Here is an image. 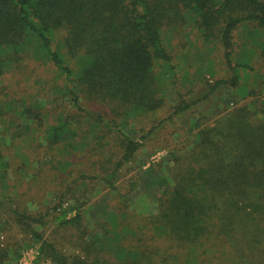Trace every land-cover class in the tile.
Listing matches in <instances>:
<instances>
[{
    "label": "trees",
    "instance_id": "16d2710c",
    "mask_svg": "<svg viewBox=\"0 0 264 264\" xmlns=\"http://www.w3.org/2000/svg\"><path fill=\"white\" fill-rule=\"evenodd\" d=\"M185 12L195 18L206 41L219 39L230 73L229 79L215 82L208 96L227 85L247 103L236 105L215 126L200 129L196 147L175 158L178 169L157 199L155 213L127 211L121 221L112 211L108 220L99 221L103 232H93L90 243L84 242V259L72 258L44 238L36 225L49 213L34 217L10 205L4 210L10 222L32 243L0 242V264H23L22 247L33 244L39 245L35 264H204L212 246H223L219 240L238 248L229 260L241 264L247 256V264H264V109L257 114L249 102L264 90V65H253L257 53L264 59V0H0V94L7 70L28 59L55 70L62 80L55 92L76 110L84 89L121 102L133 116L155 112L164 103L163 75L171 66L163 28ZM197 102L184 101L174 114ZM34 109L21 106L18 117L34 122L40 117ZM4 111L0 101V120ZM69 131L71 122L60 114L47 130V142L58 144ZM124 140L121 159L102 177L120 198L119 170L141 146L127 136ZM8 167L0 151L4 178ZM81 222L77 212L60 224L77 228ZM4 227L0 223V232ZM84 230L79 246L89 229Z\"/></svg>",
    "mask_w": 264,
    "mask_h": 264
},
{
    "label": "rangeland",
    "instance_id": "374dc122",
    "mask_svg": "<svg viewBox=\"0 0 264 264\" xmlns=\"http://www.w3.org/2000/svg\"><path fill=\"white\" fill-rule=\"evenodd\" d=\"M163 37L171 56V66L163 75L161 86L164 103L157 111L144 115L133 116L121 102L84 89L81 109H74L66 97L54 90L55 85L62 84L55 77V70L40 62L24 59L7 70L0 94V101L7 108L0 120V151L9 163L5 178L0 174V223L5 225L0 242L32 243L6 215L4 210L13 205L34 217L49 213L42 225H36L44 238L72 258L84 259V242L90 243L93 232H103L99 221L108 220L112 211L121 215V221L127 211L139 215L155 213L157 199L171 186L170 176L178 169L175 158L196 147L200 129L215 126L236 105L247 103L238 100L241 98L227 85L208 96L215 82L229 79L230 73L219 39L206 41L191 14L182 13L165 25ZM235 41L238 51L240 37L236 36ZM262 60L257 53L255 68L264 65ZM184 101L198 102L174 114ZM249 102L258 114L264 109V90ZM21 106L37 107L33 112L40 115L39 119L33 122L18 117ZM60 114L71 122L69 132L75 135L71 139L67 132L60 143L50 145L46 133ZM160 121L162 124L153 135L144 138ZM125 136L141 146L134 159L119 170L116 185L118 193L124 195L120 198L111 193L102 177L110 175L113 164L121 159ZM148 167L152 169L149 171ZM60 203L61 207L51 213ZM77 212L82 215L80 227L61 226L63 218ZM85 227L89 230L79 246ZM219 241L223 246H212V256L204 264H240L229 260L236 256L238 248L233 250L230 243ZM38 247H22L20 261L35 264ZM243 259L241 264H247ZM41 264H50V260Z\"/></svg>",
    "mask_w": 264,
    "mask_h": 264
}]
</instances>
